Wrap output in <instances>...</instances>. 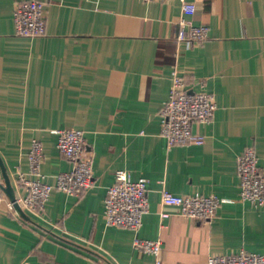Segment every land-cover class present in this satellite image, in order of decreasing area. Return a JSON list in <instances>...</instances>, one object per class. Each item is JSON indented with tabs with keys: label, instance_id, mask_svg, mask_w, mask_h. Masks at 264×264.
I'll use <instances>...</instances> for the list:
<instances>
[{
	"label": "crops",
	"instance_id": "obj_1",
	"mask_svg": "<svg viewBox=\"0 0 264 264\" xmlns=\"http://www.w3.org/2000/svg\"><path fill=\"white\" fill-rule=\"evenodd\" d=\"M0 0V158L15 197L28 189L32 139L42 144V180L53 184L72 163L58 150L59 127L83 131L94 184L80 194L53 188L40 211L9 209L0 186V264H155L134 236L160 239L161 264H206L212 254H264V204L239 198L236 157L253 146L264 168V0H39L45 31L17 35ZM180 17L205 24L199 43L176 40ZM213 94L202 143L168 146L160 109L171 75ZM125 169L146 179L148 211L137 231L106 225V188ZM3 176L0 169V184ZM216 195L209 223L160 204V190ZM160 211L168 212L161 217Z\"/></svg>",
	"mask_w": 264,
	"mask_h": 264
},
{
	"label": "built area",
	"instance_id": "obj_2",
	"mask_svg": "<svg viewBox=\"0 0 264 264\" xmlns=\"http://www.w3.org/2000/svg\"><path fill=\"white\" fill-rule=\"evenodd\" d=\"M162 1V0H155ZM183 14L192 15L195 4L188 0H178ZM14 31L20 36H39L45 31L43 2L20 0L13 10ZM208 37L207 26L194 24L191 18L180 17L176 40L188 44L199 43ZM216 102L212 93L206 90H193L186 86L185 77L179 70L171 75L167 100L160 109V134L168 146L173 144L202 143L204 137L192 131L194 122H208L212 119ZM59 152L72 163L70 170L59 172L53 184L42 180L40 170L43 158L42 144L32 139L29 145L28 176L20 173L18 182L28 191L16 197L24 210L40 211L44 208L51 190L56 188L73 194H80L94 184L92 153L88 149L84 133L79 128L59 127L54 130ZM239 176V198L254 205L264 204V168L258 165L253 146H246L236 157ZM221 199L216 195L200 193L177 195L169 190H160V204L171 205L182 216L209 223L214 217ZM13 209L12 202H8ZM149 201L146 179H133L129 171L117 169L113 182L107 186L103 220L106 225H115L137 231L142 216L148 211ZM161 217L168 212L160 211ZM133 247L142 253L155 256V264H161L160 239L134 236ZM206 264H264V254L241 250L231 254H212Z\"/></svg>",
	"mask_w": 264,
	"mask_h": 264
},
{
	"label": "water",
	"instance_id": "obj_3",
	"mask_svg": "<svg viewBox=\"0 0 264 264\" xmlns=\"http://www.w3.org/2000/svg\"><path fill=\"white\" fill-rule=\"evenodd\" d=\"M0 169L2 172V176H3V183L0 184L1 188L3 189L5 194L8 196L9 201L12 202V205H13L14 209L16 210V212L25 216L24 211L22 210V208L20 207V205L18 204V202L16 200L13 187L10 184L8 174H7V172L3 166L1 158H0Z\"/></svg>",
	"mask_w": 264,
	"mask_h": 264
}]
</instances>
